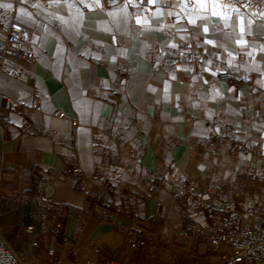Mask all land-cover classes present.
<instances>
[{
  "label": "crops",
  "instance_id": "1",
  "mask_svg": "<svg viewBox=\"0 0 264 264\" xmlns=\"http://www.w3.org/2000/svg\"><path fill=\"white\" fill-rule=\"evenodd\" d=\"M13 26L0 233L26 264H222L202 227L264 226V0H0Z\"/></svg>",
  "mask_w": 264,
  "mask_h": 264
},
{
  "label": "built area",
  "instance_id": "2",
  "mask_svg": "<svg viewBox=\"0 0 264 264\" xmlns=\"http://www.w3.org/2000/svg\"><path fill=\"white\" fill-rule=\"evenodd\" d=\"M112 2L113 0H106ZM18 2V0H17ZM24 31L17 26L11 27L5 41L0 45V71L4 67L6 57H13L26 62H31L34 59L32 52L26 51L24 48ZM218 79L221 81L233 80L234 76L229 71H221L218 74ZM31 108L36 111H41L38 105H32ZM57 116L61 119L66 117L64 112H58ZM72 133H76V121L73 120ZM229 147L237 152L245 151L246 148L239 143H230ZM264 158V151H263ZM75 174L80 172L79 169H73ZM86 181H100L98 175L93 176ZM201 186L199 181H193L188 189L189 193H193L199 200L211 199L212 196L198 189ZM180 195H186L187 192L180 189ZM43 202H46L45 197H41ZM61 225L56 224V233H60ZM203 235L208 239V250L214 255L219 252L222 244L228 245V250L224 255L222 264H264V226L248 223L239 231H230V221L228 217H220L215 222V227H202ZM126 243L133 249H139L145 246L144 240H135L131 234L126 235ZM100 248L96 247L95 252L99 253ZM50 256H54V252H49ZM0 264H26L24 257L15 253L9 246L4 235L0 233ZM55 264H63L58 261Z\"/></svg>",
  "mask_w": 264,
  "mask_h": 264
},
{
  "label": "snow or ice",
  "instance_id": "3",
  "mask_svg": "<svg viewBox=\"0 0 264 264\" xmlns=\"http://www.w3.org/2000/svg\"><path fill=\"white\" fill-rule=\"evenodd\" d=\"M192 23H195V22L192 21ZM207 31H208V29L205 27V28H204V32H207ZM205 43L214 45V41L211 40V39L207 40ZM214 46H215V45H214ZM221 46H223V45H221Z\"/></svg>",
  "mask_w": 264,
  "mask_h": 264
},
{
  "label": "rangeland",
  "instance_id": "4",
  "mask_svg": "<svg viewBox=\"0 0 264 264\" xmlns=\"http://www.w3.org/2000/svg\"><path fill=\"white\" fill-rule=\"evenodd\" d=\"M247 1H250L251 2V1H255V0H247ZM244 6H245V8L249 9V5H247L246 3H244Z\"/></svg>",
  "mask_w": 264,
  "mask_h": 264
}]
</instances>
